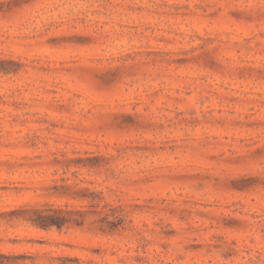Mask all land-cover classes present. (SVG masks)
I'll return each instance as SVG.
<instances>
[{
  "label": "rangeland",
  "instance_id": "1",
  "mask_svg": "<svg viewBox=\"0 0 264 264\" xmlns=\"http://www.w3.org/2000/svg\"><path fill=\"white\" fill-rule=\"evenodd\" d=\"M0 264H264V0H0Z\"/></svg>",
  "mask_w": 264,
  "mask_h": 264
}]
</instances>
